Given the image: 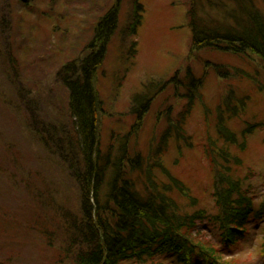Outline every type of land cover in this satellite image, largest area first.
<instances>
[{"label":"rangeland","instance_id":"obj_1","mask_svg":"<svg viewBox=\"0 0 264 264\" xmlns=\"http://www.w3.org/2000/svg\"><path fill=\"white\" fill-rule=\"evenodd\" d=\"M27 1L0 0V95H11L13 81L25 95H35L30 103L35 122L45 128L54 119L63 121L62 127H66L68 103L57 72L87 55L86 47L93 40L99 19L116 0ZM238 1L139 0L142 24L133 35L136 0H119L117 27L95 71L102 111L98 119L99 145L103 155L108 151L117 153L120 139L135 122V116L130 114L132 99L149 94L154 97L142 126L127 141L129 158L146 156L149 147L155 149L167 117H176L187 103V85L191 81L187 72L202 80L183 127L185 145L183 141H170L161 154L163 171L151 167L148 161L131 178L138 188L145 184L153 190L156 184L161 200L175 203L178 216L186 218L181 223L192 224L180 225L176 233L186 238L191 248H203L217 264H264L262 63L252 54L193 50L189 24L193 6H203L201 14L220 18L223 12L209 2L228 9ZM255 3L264 8L260 0ZM213 66L226 69L229 78H219ZM240 102L245 104L243 112H239ZM220 108L224 128L234 135V141H225L217 131ZM9 109L0 98V141L14 145L20 167L8 169L6 156L0 157V264H78L86 240L83 242L72 230L75 225L68 221L79 222L84 217L77 189L67 173L68 165L51 159L25 128L23 115L28 114L27 108ZM249 125L258 127L242 138ZM50 134L57 141L56 134ZM215 168L219 172L229 169L227 174L231 172L232 179L241 183L240 191L252 200V208H263L260 217L249 216L244 225L246 232L232 246L222 241L219 224L220 215L226 217L224 212L229 206L225 202L221 208L218 200L233 182L223 179L219 187L224 191L216 194ZM172 178L184 185V192L174 186ZM147 258L119 264H179L164 255Z\"/></svg>","mask_w":264,"mask_h":264},{"label":"trees","instance_id":"obj_2","mask_svg":"<svg viewBox=\"0 0 264 264\" xmlns=\"http://www.w3.org/2000/svg\"><path fill=\"white\" fill-rule=\"evenodd\" d=\"M138 1L135 2V20L131 28L133 35L142 24L143 7ZM260 1L264 5V0ZM118 2L119 0H116L112 8L99 19L93 40L86 47L87 55L63 65L57 72L58 82L66 91L68 103L66 127H62L63 121L58 123L54 119L49 122L50 126L45 128L35 122L33 107H30V103H33L31 99L35 95H25L13 85V81L10 86L11 95L7 96L4 92L0 98L9 110H16L17 107L27 108L28 114L23 115L27 125H24L25 128L39 140V144L49 153L51 159L68 165L67 173L77 189L79 207L84 217L83 221H68L75 225L72 230L83 238V242L86 240L84 245L82 244L85 250L79 253L78 264H119L129 259H149L147 257L157 255L174 258L179 264H217V260L203 248H191L186 238L183 239L176 233L180 225L187 224L186 227H191L192 224L188 221L181 223L186 218L178 216L175 203L166 198L161 200L158 195L160 189L156 184L153 185V190L145 184L138 188L131 178L134 173L141 171L148 161H151V167L163 171L161 154L170 141H183L185 145L183 127L192 111L193 99L202 80L187 72L186 77L191 76L187 85V103L176 117H167L166 126L156 141L155 149L149 147L146 156L136 154L129 158L127 141L129 137L136 136L142 126L143 118L154 97L148 96L149 94L135 95L132 99L130 114L135 116V122L129 132L120 139L117 153L112 155L108 151L103 155L100 150L98 119L102 111L95 88V71L102 63L111 36L117 27ZM209 5L223 12L220 18L210 13L201 14L203 6H193L189 12L192 18L189 23L192 31V49H208L239 56L252 54L261 60L264 71V8H259L255 0H239L234 7L228 9L227 6L220 7L217 3L213 5L209 2ZM134 45L133 43L132 49L135 51ZM213 68L219 78H229L226 69L214 66ZM223 104H227V101H223ZM244 106V103H239V112H243ZM217 120L219 135L225 141H234V135L224 128L225 119L221 108ZM256 127L258 125H249L248 129L243 131L242 138L252 134ZM51 131L57 138L61 134L66 135L63 149H59V140H54ZM0 144L3 152L0 157H3V154L6 156L8 169L20 167L14 145L1 141ZM244 146L245 142L243 148ZM65 154L68 157H64ZM215 169L214 185L215 189L219 190L216 194H222L224 191L219 187L223 179L233 182L232 188L226 190V194L218 200L221 208L225 202L229 206L224 212L226 217L220 215L219 224L223 231L222 241L225 245L232 246L238 237L246 232L244 225L248 223L249 216L260 217L264 207L260 210L252 208V200L240 191L241 183L232 179L231 172L230 175L227 174L226 170L229 169L223 172H219L220 167ZM147 171L149 174L150 170ZM171 181L180 192L185 191L184 185L177 178H172ZM233 196L236 198L233 199Z\"/></svg>","mask_w":264,"mask_h":264},{"label":"bare ground","instance_id":"obj_3","mask_svg":"<svg viewBox=\"0 0 264 264\" xmlns=\"http://www.w3.org/2000/svg\"><path fill=\"white\" fill-rule=\"evenodd\" d=\"M65 137H66L65 134H61V135L59 136V138H58V140H59V144H58V145H59V149H63V148H64V147H63V141H64ZM62 153H63V152H62ZM64 157H68V155L65 154Z\"/></svg>","mask_w":264,"mask_h":264},{"label":"water","instance_id":"obj_4","mask_svg":"<svg viewBox=\"0 0 264 264\" xmlns=\"http://www.w3.org/2000/svg\"><path fill=\"white\" fill-rule=\"evenodd\" d=\"M22 1H24V3H26L27 0H22ZM27 2H28V1H27Z\"/></svg>","mask_w":264,"mask_h":264}]
</instances>
